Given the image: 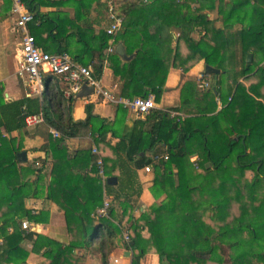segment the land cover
<instances>
[{
	"label": "trees",
	"instance_id": "trees-1",
	"mask_svg": "<svg viewBox=\"0 0 264 264\" xmlns=\"http://www.w3.org/2000/svg\"><path fill=\"white\" fill-rule=\"evenodd\" d=\"M3 1L1 8L11 11L13 0ZM24 1L34 13V25L39 21V28L43 29L48 24L59 52L67 51V45L61 44L64 38L68 39L67 35L77 34L80 39L92 28V25L83 24L86 29L78 25L74 31L76 19L87 15L94 1L103 5L100 0H62L61 3L75 8L74 20L68 22L75 26L70 32L68 30L69 34L59 37L62 27L67 28L68 23L40 10L41 5L55 1ZM115 4L125 15L123 27L116 35L102 30L93 37L98 44L93 40L95 47H92L91 57L95 76L100 77L102 54L111 38L115 42L122 40L127 52L135 53L130 60L114 51L109 56L115 76H120L123 81V96L147 97L149 91L144 86L148 85L158 100L171 65L187 71L204 60L205 64L220 69L214 74L203 72L211 78L209 87L202 88L194 81L183 87L181 106L176 109L184 110L189 101L196 102L195 111L201 115L196 117L195 129L186 130L179 116L153 109L140 123L150 122V130H142V127L137 134L128 137L127 160L134 167L128 174L129 184L134 186L137 168L152 164L155 177L151 190L156 196L165 193L167 198L139 217L127 212L128 208H134L132 203L125 205L123 218L130 217L131 241L124 243L120 222L115 221L114 207L111 206L108 216L97 215V209L104 202V186L98 173V157L89 150L87 155L93 162L94 177L57 176L63 165V162L59 163L61 157L53 165L60 179H54L49 196L63 204L71 235L69 243L40 235L35 239L33 232L21 227L17 218L40 220L25 207L29 188L34 183L40 187L39 181L30 182L21 170L37 173L40 180L45 162L37 165L33 161L32 168L20 169V148L16 139H8L1 128L7 132L21 130L26 127L27 114L42 110L45 134L50 138L42 148L56 151L65 149L67 139L91 129L97 118L90 105H87L85 120L73 118L71 104L67 105L66 111L58 110L63 102V90L69 85L61 77L48 74L43 101L39 97L11 102L0 100V264H25L30 253L25 247L27 240L33 241L34 252L44 248L42 254L50 264H85L87 254L95 253L100 255L102 264H108L110 254L119 246L133 250L131 264H142L143 256L153 250L162 264H264V0H115ZM215 9L225 20L221 28L207 13ZM174 29L178 30L177 44L170 64L164 61L162 51L163 45L173 40ZM196 32L201 34L200 38L194 37ZM249 53L252 54L250 61ZM74 58L80 59L79 55ZM53 78H57L60 86L57 91L52 90ZM241 78L244 81H240ZM204 98L211 104V110L216 108L217 100H223L226 106L207 117L209 109L200 108ZM71 100L72 96L68 102ZM49 128L58 130L60 136L51 140ZM99 132L103 139L106 131L99 128ZM196 139H200L201 144L197 162L201 172L193 175V183L184 163L190 143ZM163 142L169 155L167 160L154 162L152 156L159 154L158 151L152 155L141 154ZM79 155L84 153L78 151ZM65 159L63 161L67 162ZM104 170L106 176L114 174ZM247 176L252 177L250 187L259 199L247 200L244 181ZM58 190L63 202L55 195ZM136 191L141 192L140 188ZM118 197V194L114 195V198ZM10 226L12 233L8 230ZM77 249H84L85 253L80 254Z\"/></svg>",
	"mask_w": 264,
	"mask_h": 264
},
{
	"label": "crops",
	"instance_id": "crops-1",
	"mask_svg": "<svg viewBox=\"0 0 264 264\" xmlns=\"http://www.w3.org/2000/svg\"><path fill=\"white\" fill-rule=\"evenodd\" d=\"M54 1L55 2L50 4L41 5V12L50 14L53 18L65 24H67L70 19L74 20L75 8L73 6L61 3L62 0ZM100 1L103 5H98L97 2L94 1L92 7L88 10V14L80 19H76V27L74 31L77 30L78 25L83 27V24L92 25V28L89 29L90 31H85L83 35L84 37L79 39L77 34L71 35L68 33V30L70 32L72 27L75 26L71 23H68L67 28L62 27L61 33L58 35L59 37H64L66 33H68V39L64 38L61 43L62 46L67 45L68 48L66 52H68L73 58L79 55V58L86 62V64H83L90 65L94 71L95 68L93 66L94 63L93 58L91 57V50L92 47H95V43H97V41L92 38L96 37L100 31L106 30L109 23L105 2H103V0ZM3 3L4 1L0 0V100H3L4 102H11L24 98L32 99L36 97H39L40 100H42L43 94H36L32 86L18 73L19 47L22 34L14 26L15 20L11 11H4L1 8ZM207 13L211 19H214L217 27L221 28L224 26V17L223 15H220L217 9L212 11L208 10ZM34 21L35 16L34 19L28 23V31L35 36L38 45L49 53L59 52L57 41L49 33L48 24L44 25V27H42L43 29H40V22L38 21L36 22V25H34ZM84 29H86V27H84ZM53 33H56V31ZM172 33L173 40L166 42L163 45L162 51L164 61L169 62L170 64L173 61L175 53L178 30L174 29L172 30ZM200 36L201 34L198 32L194 34L195 38H200ZM119 42H122L125 47L126 57L121 55L119 56L125 60L132 59L135 56V53L129 54L125 43L122 40ZM119 42H115L114 38L109 40V46L102 54L104 56L103 66L101 76L98 78L100 85L109 89L117 98H128L121 94V85L123 81H121L120 76H115L109 59V56H111L110 53L113 51L117 53L115 51V47ZM86 43L89 44V46H87ZM80 59L78 61L82 63ZM205 66L206 64L204 60L200 61L187 71H183L182 68L171 65L163 83V88L158 100L151 87L145 85L144 88L149 91L148 96L151 94L155 97L156 107L154 110L168 111L171 116H179L182 118V125L186 128V130L195 129L196 117L201 115L199 112L196 113L195 111L196 102L194 104L189 101L184 110H177L176 108L181 106L183 87H185L187 82L194 81L195 83H198L200 79L201 81L205 80L211 84L210 76H205L203 73L205 71ZM61 78L63 79V77ZM240 81H244V79L241 78ZM45 82L46 78L44 79V83ZM51 84L53 91L59 90L60 86L57 83V78H53L51 80ZM65 90H63V102L60 104L58 110L66 111L67 105L71 104L73 118L75 120H85L88 116L87 105H90L93 115L97 116V118L93 121V124L90 126L91 129L83 131L79 136L69 138L65 141V149L46 151L42 148L43 145L45 146L50 142V138L45 134L47 129L44 123H39L35 127H28L26 124V127L23 129L13 130L12 132H7L4 127L1 128V131L8 139H16V145L20 148L18 153V167L20 169L23 168L26 170L30 167L32 168L31 164L33 161L34 163L36 162V164L37 162H40L41 164L42 161L45 162L42 171L43 178L40 180L38 179L37 173L30 171L24 172L21 170L23 176L28 178L30 182L39 181L40 184L39 187L36 183H34V185L29 188L28 192L30 195L25 198V207L31 210L33 214L40 217V220L35 222V230L31 231L35 234V239L37 238V235L46 236L63 244H67L71 240V235L68 231L66 221L65 209L63 208V204H61L54 197L52 198L49 196V189L52 186L54 179L59 181L58 179L60 178L57 176H64V178H68L71 174H74L76 177H82L83 175L94 177L95 174L92 172L93 162L89 160L87 155V152L89 150L92 151L94 147H96L99 151V153L95 155L98 158L101 157L103 159V167L109 172L114 173L106 178V184H110V187H106V184H103V197L105 199L107 196L111 199L112 207L116 210L117 216L122 217L120 212L124 211L126 204L130 205L132 203L134 208H128L127 212H132L135 217H139L152 205L162 204L167 197V194L165 193L156 196L151 190L155 177L154 168L151 172L144 170V167L137 168V174L136 177H134V179H136L134 186L130 185L128 180V174L134 169L133 163L127 160L126 146L129 141L128 137L137 134L142 127V130H150V122H146L144 125L140 124L145 120L149 112L138 113L131 106L107 100L104 96L95 93V91L85 96H79V92L75 95H67ZM200 95L202 96L203 93L201 92ZM71 96L72 100L71 102H68V98ZM46 101L49 100L47 99ZM225 106L226 103L223 102V100H217L216 108L211 110L209 109L211 108V104L208 103L207 98H204L203 106L200 108L209 109L206 112V116L209 117L220 112ZM34 108L35 107H33V109ZM40 113H43V111L39 110L38 112L27 114L26 117ZM92 128L94 131H92ZM99 128H103V130L106 131L103 139H101ZM50 129L51 128H49V133L53 136ZM144 137L147 136L144 135ZM52 139H54V136L51 137V140ZM199 140L200 139H196L193 143H190L188 148L190 152L184 163L187 175L193 183L195 180L193 175L201 172L197 163L199 160L198 152L201 146ZM146 142L148 143L147 140ZM165 150L166 143L163 142L156 145L154 149H147L146 152H141V154L152 155L155 151H158L159 154H164L166 153ZM23 151L27 153L26 159L20 156V153ZM78 151L84 153V155L78 156ZM64 156H67V159H65ZM58 157L62 158L59 160V163L63 162V165L62 168L58 169L56 176L53 165ZM63 159L67 160V162L63 161ZM207 165L209 166V163H207ZM128 168L130 169L129 171ZM174 170H177V168L174 167ZM109 177H116L117 180H115L114 183H109ZM53 188L56 189V185H53ZM138 188L141 190L139 194L136 191ZM115 194H118L119 197L114 198ZM55 195L63 202L59 190ZM206 196L207 193L204 197ZM17 219L18 222H21L22 220L28 218L22 217ZM115 221L122 222L121 224L126 223L131 226V220L128 215L121 221L120 219H116ZM8 230L12 233L13 227L10 226ZM0 242H2V239H0ZM32 246L33 241L27 240L25 247L30 250V253L25 264H50V260L42 254L44 252V248H42L41 252H34L32 250ZM128 250L129 249L124 246L116 248L110 254L108 264H131L132 251L128 256L126 255ZM76 252L83 254L85 253V250L77 249ZM141 262L142 264H162L159 255L154 250L146 253L141 259ZM85 264H102L100 255L97 253L87 254Z\"/></svg>",
	"mask_w": 264,
	"mask_h": 264
},
{
	"label": "built area",
	"instance_id": "built-area-1",
	"mask_svg": "<svg viewBox=\"0 0 264 264\" xmlns=\"http://www.w3.org/2000/svg\"><path fill=\"white\" fill-rule=\"evenodd\" d=\"M103 2H105L109 22L106 31L108 34L116 35L123 27L125 15L118 9L115 0H103ZM11 13L15 20L14 26L22 34L19 47L18 73L32 86L36 94H43L45 89V76L52 74L63 77L67 82L69 85L65 90L67 95H75L86 84L93 86L95 93L104 96L105 99L131 106L138 113H148L156 107L154 95L150 94L147 97L137 96L135 98H117L109 89L100 85L99 78L95 76V71L90 65L79 62L66 51L49 53L43 50L38 45L35 36L28 31V23L34 19V14L30 11L24 0H13ZM201 86L209 87L210 84L206 81H201ZM42 122H44L43 113L26 117L28 127H35ZM50 132L54 137L60 136V132L55 128H51ZM92 151L95 154L99 153L96 147ZM168 158L169 155L167 153L152 156L154 162H158L161 159L167 160ZM97 163L103 184H106L107 176L104 172L103 159L99 157ZM37 164L41 163L37 162ZM144 170L151 172L153 165H145ZM111 206V199L106 196L103 205L98 208L97 214L99 216H108ZM35 225L36 223L29 219L21 221V227L26 231H34ZM122 240L126 244L130 243L131 235L129 228H122Z\"/></svg>",
	"mask_w": 264,
	"mask_h": 264
},
{
	"label": "water",
	"instance_id": "water-1",
	"mask_svg": "<svg viewBox=\"0 0 264 264\" xmlns=\"http://www.w3.org/2000/svg\"><path fill=\"white\" fill-rule=\"evenodd\" d=\"M115 51L119 55H121L123 57H126L125 47H124V45H123L122 42H119L116 45ZM251 59H252V54L249 53L248 54V60L250 61ZM205 72L208 73V74H214V73H219L220 72V69L215 68V67H213V66H211L209 64H206V66H205ZM93 92H94V87L93 86H88V85L84 84L82 86V88L80 89L78 95L79 96H85V95H88V94L93 93ZM20 156L23 157L24 159H26L27 158V153L25 151H23V152L20 153ZM115 180H117L116 177H109L108 182L109 183H114ZM130 254H131V251L128 250L127 253H126V255L129 256Z\"/></svg>",
	"mask_w": 264,
	"mask_h": 264
},
{
	"label": "rangeland",
	"instance_id": "rangeland-1",
	"mask_svg": "<svg viewBox=\"0 0 264 264\" xmlns=\"http://www.w3.org/2000/svg\"><path fill=\"white\" fill-rule=\"evenodd\" d=\"M205 81V80H204ZM198 83H199V85H200V87H201V80L199 79V81H198ZM203 88V87H202ZM245 190H246V197H247V200H249V199H252V198H256V199H259L260 198V196H258V195H256L255 193L253 194V189H251V187H250V185L253 183V179H252V177L251 176H247V178H245ZM205 193H207V192H205ZM167 198V197H166ZM205 198V197H204ZM202 199V198H201ZM121 213V215H122V217L120 216H117V218L116 219H120V221L123 219V217H124V213L123 212H120ZM109 214V213H108ZM98 215V214H97ZM122 222H120V224H119V226H120V228H121V230H122V228H129V230H130V225H127L126 223H124V224H121ZM131 235V234H130ZM130 251H132V256H133V250L132 249H129Z\"/></svg>",
	"mask_w": 264,
	"mask_h": 264
}]
</instances>
